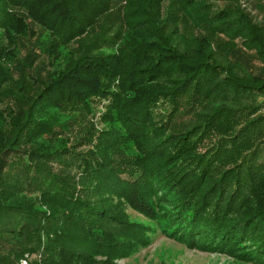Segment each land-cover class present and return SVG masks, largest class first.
<instances>
[{
	"label": "trees",
	"instance_id": "1",
	"mask_svg": "<svg viewBox=\"0 0 264 264\" xmlns=\"http://www.w3.org/2000/svg\"><path fill=\"white\" fill-rule=\"evenodd\" d=\"M163 1L130 0L126 10L130 40L106 54L81 48L72 66L57 71L35 100V108L45 109L47 117L22 112L16 118L13 140L0 139V264H10L33 250L32 242L41 258L30 264H117L116 259L148 246L156 228L194 249L264 262V170L251 175L255 193L245 200L239 180L230 170L216 168L223 151L215 147L196 150L197 142L203 140L200 130L188 136V129L171 133L143 148L145 142L147 147L164 133L150 120L161 100L174 101L179 108L187 93L193 97L215 93L219 99L232 98L230 101L264 96V26L252 23L238 0H222L225 4L214 13L209 11L208 0H172L179 15L194 26L218 29L253 53L260 70L239 74L231 64L217 61L210 46L213 38H195L186 52L179 48L173 30L163 34V25L173 23V15L167 13L159 23L152 12H146V5L157 6L159 12ZM119 3L0 0V51L12 6L24 9L51 33L49 42L58 46L85 36ZM140 7L143 13L137 10ZM146 13L154 22L142 18ZM39 42L37 48L47 46ZM116 77V88L102 85L103 79ZM95 97L109 100L106 111L102 110L104 126L89 130L77 143L69 142L65 134L72 120L59 122L53 109L64 103L79 104L86 115L91 114L98 111H91ZM242 107L224 106L223 110L250 108ZM223 118L224 114H219L208 119L203 133L219 134L217 121ZM257 120L260 127L246 133L245 128L239 129L237 138L243 133L248 138H263L264 114ZM50 135L55 142L48 148L29 150L27 156L13 153L18 147L12 142L18 136L34 142ZM173 135L174 142L181 140L180 144L162 153L155 149ZM126 141L133 143L138 153L124 160L114 149ZM89 144L94 148L79 150ZM53 165L67 170L72 180L54 171ZM124 203L152 218L153 224L128 217ZM3 240L13 241L7 253L1 248Z\"/></svg>",
	"mask_w": 264,
	"mask_h": 264
},
{
	"label": "rangeland",
	"instance_id": "2",
	"mask_svg": "<svg viewBox=\"0 0 264 264\" xmlns=\"http://www.w3.org/2000/svg\"><path fill=\"white\" fill-rule=\"evenodd\" d=\"M128 3H130V0H120L119 5L110 13L102 15L98 20L97 26L93 30L88 31L85 36L78 37L66 45L58 46L49 42L51 33L42 29L39 24L30 18L24 9L11 7L10 14L12 19L10 20V26L3 31L0 51V139L13 140V134L17 126L16 118L20 117L22 112L31 111L35 118L47 117L48 113L45 109L41 107L35 108V100L38 98L43 86L57 74V71L72 66L73 61L80 54L81 48L84 50V47H87L94 52L106 54L115 51L121 44H126L128 38L130 40V34L127 31L129 24L126 10H129L131 5H128ZM173 3L172 0L163 1L158 6L159 12L156 11L157 6L148 7L146 5V12L150 14L152 12L159 23H161V19L164 20L167 17V13L173 15L175 19L173 20L174 27L173 23L168 21L166 25H163L162 33H169L170 30H173V36H176L179 48L188 52L187 47L194 43L195 38L198 40L199 38L205 37V39H208L210 37L213 38L210 39L213 54L216 53L217 61L221 64L225 66L231 64V68L235 69L239 74L246 73V70L251 73L252 71L258 72L260 70L261 64L256 57L251 51L244 49L238 40L231 42L224 33L212 27L204 30L194 26L191 20L181 14L179 15ZM206 3L211 6L209 7L210 13H214L225 4L222 0H208ZM238 6L247 14L252 23L264 26L263 0H238ZM141 8L137 10L139 11ZM139 12L143 13L144 11ZM147 13L142 18H149L150 22H154L152 15H147ZM131 24L133 25L134 23L131 22ZM134 25L138 28L137 24ZM39 41L46 42L45 45L47 46L42 45V49L37 48ZM203 42L205 43L206 41L203 39ZM116 80L117 77L116 79H103L102 85L105 84L109 89H114L116 88ZM219 97V95L209 92L205 96L196 97L187 93L182 98L183 105L179 108L174 101L161 100L150 120L155 128L158 127L164 133L157 139L151 140L147 147L145 146L147 142H145L143 148H149V146L156 144L161 138L171 133L183 132L188 129L186 134L188 136L200 130L199 136H203V140H200L199 143L197 142L198 147L196 150L198 152L201 150L210 151L215 147L216 150L223 151L216 168L219 171L230 170L231 175L239 180V190L242 199L244 197L245 200H248L252 193H255L252 186L256 183L252 180L251 175L264 170V134L263 138L260 135H256L254 139L253 137H245L244 133L248 132L250 128L254 130L260 127L257 119L264 114V96H256L249 100H246V97H236L234 101H230L232 98H227L226 96L220 99ZM225 98L227 99L225 100ZM108 101L102 97H95V100L92 101L93 109L91 111H98L87 115L85 110L78 107L79 104L64 103L61 108L53 109L54 115L59 122H65L68 119L72 120L69 123L66 134L64 133L68 137L69 142L77 143L83 135L88 134L89 130H99L104 126L105 123L101 118L104 115L102 112L107 109ZM244 105L250 106V108L235 112L223 110L224 106H243L242 109H244ZM32 108L34 111H32ZM219 114H224V118L217 121V124L220 123V128H222L220 129L218 125L219 130H221L219 134L213 132L204 134L203 127L207 120L215 118ZM239 129H244L245 132L237 138ZM235 138L237 139L234 140ZM25 139L26 137L18 136L12 142V146L18 147L17 152H13L14 154H20L21 156L26 154L27 156L29 150L41 151L55 142V138L51 135L37 138L34 142H28ZM175 140L176 135L167 137L158 143L155 149L159 150L160 153L171 150L176 144L181 143V140L174 142ZM255 143L258 146L254 145ZM199 144L201 147H199ZM89 148L93 149L94 146L92 144L80 146L79 150H87ZM114 153L126 160L128 157L137 154L138 150L135 149L133 143L126 141L120 147H116ZM13 158L17 159L15 156ZM10 162L11 165L14 164V161ZM18 163L20 164V160ZM20 166L22 168V165ZM53 170L68 176V179L72 180L71 174L67 170L60 169L57 166H54ZM123 208L128 217L153 224L152 218L132 209L128 204L124 203ZM155 232L153 240L148 246L134 251L126 258L116 259V263L264 264V262L241 261L237 257L225 253L205 252L194 249L165 236L160 233L161 231L158 228H156ZM32 243L35 246V248L34 246L32 247L34 248L33 250L25 251L21 258H15L10 264L39 262L41 253L35 250L37 246L34 242ZM26 244L29 245L28 243ZM11 245H13V241L3 240L1 243L3 253H7Z\"/></svg>",
	"mask_w": 264,
	"mask_h": 264
}]
</instances>
